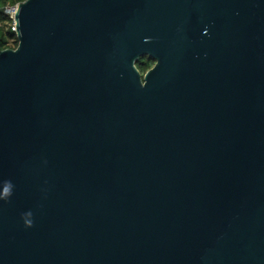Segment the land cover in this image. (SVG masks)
Wrapping results in <instances>:
<instances>
[{"label": "water", "instance_id": "obj_1", "mask_svg": "<svg viewBox=\"0 0 264 264\" xmlns=\"http://www.w3.org/2000/svg\"><path fill=\"white\" fill-rule=\"evenodd\" d=\"M14 19L0 264H264V0H25Z\"/></svg>", "mask_w": 264, "mask_h": 264}, {"label": "trees", "instance_id": "obj_2", "mask_svg": "<svg viewBox=\"0 0 264 264\" xmlns=\"http://www.w3.org/2000/svg\"><path fill=\"white\" fill-rule=\"evenodd\" d=\"M25 0H0V47H17L19 43V39L16 33V30L13 29L14 18L11 16L9 12L6 11V6L8 4L15 5ZM146 60L142 58L139 59L137 66L140 70L145 71L148 70L152 64L154 58L149 55Z\"/></svg>", "mask_w": 264, "mask_h": 264}, {"label": "built area", "instance_id": "obj_3", "mask_svg": "<svg viewBox=\"0 0 264 264\" xmlns=\"http://www.w3.org/2000/svg\"><path fill=\"white\" fill-rule=\"evenodd\" d=\"M18 4L19 3L15 4V5L8 4L6 6V11L9 12L13 18H14V15H15V12H16V9H17ZM13 29L16 30V22H15V19H14Z\"/></svg>", "mask_w": 264, "mask_h": 264}, {"label": "rangeland", "instance_id": "obj_4", "mask_svg": "<svg viewBox=\"0 0 264 264\" xmlns=\"http://www.w3.org/2000/svg\"><path fill=\"white\" fill-rule=\"evenodd\" d=\"M146 56H148V55H144V56H142L141 58H142L143 60H146V59L148 58V57H146ZM148 59H149V58H148ZM155 61H156V60H153V64H152V66L155 64ZM152 66H151V67H152ZM151 67H150V68H151ZM146 71H147V70H145V71H142V70H141L142 73H145Z\"/></svg>", "mask_w": 264, "mask_h": 264}]
</instances>
